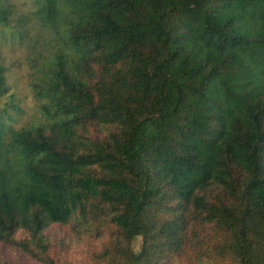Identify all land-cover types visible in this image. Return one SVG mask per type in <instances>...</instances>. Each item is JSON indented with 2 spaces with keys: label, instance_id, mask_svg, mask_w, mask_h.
<instances>
[{
  "label": "trees",
  "instance_id": "16d2710c",
  "mask_svg": "<svg viewBox=\"0 0 264 264\" xmlns=\"http://www.w3.org/2000/svg\"><path fill=\"white\" fill-rule=\"evenodd\" d=\"M35 5L52 125L8 132L0 108V245L51 263L46 231L73 224L107 237L95 264H264V0Z\"/></svg>",
  "mask_w": 264,
  "mask_h": 264
},
{
  "label": "rangeland",
  "instance_id": "374dc122",
  "mask_svg": "<svg viewBox=\"0 0 264 264\" xmlns=\"http://www.w3.org/2000/svg\"><path fill=\"white\" fill-rule=\"evenodd\" d=\"M8 1L14 6V17H22V21L0 27V63L8 68L7 82L10 87L9 93L0 98V108H6L7 112L6 114L2 112V115L6 118L8 132L23 127L37 128L42 125L50 127L52 121L41 115L39 109L41 101L31 88L32 76L35 74L32 63L36 56L35 48L43 49V46L34 47L42 33L38 30L34 17L35 0ZM21 35H24V38ZM83 128L78 127L77 129L82 132ZM100 130L102 131L101 128ZM86 131V135L92 137H97L101 133V131H96L95 124L89 126ZM5 140L8 143L9 133L5 136ZM10 155V153L5 154V159L10 158L12 163H9L15 164L14 155L12 157ZM199 228L201 230L200 242L206 243L210 229L208 227H203L205 228L203 229L200 226ZM46 234L50 242L51 263H40L28 258L22 251L12 250L3 245H0V258L4 263L11 264H95L94 258L107 239L103 235L94 236L90 230L81 228L76 230L73 224L51 225ZM141 246L142 239L138 238L133 242L132 249L139 252ZM175 260H177L176 264H198L191 248H186Z\"/></svg>",
  "mask_w": 264,
  "mask_h": 264
}]
</instances>
